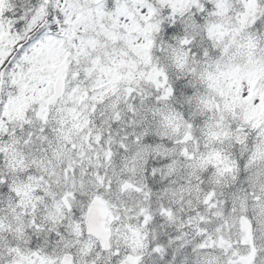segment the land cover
Instances as JSON below:
<instances>
[{
  "label": "snow or ice",
  "instance_id": "1",
  "mask_svg": "<svg viewBox=\"0 0 264 264\" xmlns=\"http://www.w3.org/2000/svg\"><path fill=\"white\" fill-rule=\"evenodd\" d=\"M0 264H264V0H0Z\"/></svg>",
  "mask_w": 264,
  "mask_h": 264
}]
</instances>
